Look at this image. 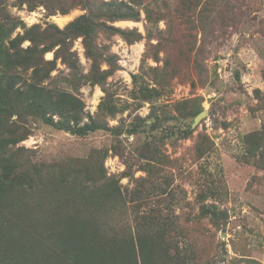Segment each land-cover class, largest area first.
Returning a JSON list of instances; mask_svg holds the SVG:
<instances>
[{
  "label": "trees",
  "instance_id": "trees-1",
  "mask_svg": "<svg viewBox=\"0 0 264 264\" xmlns=\"http://www.w3.org/2000/svg\"><path fill=\"white\" fill-rule=\"evenodd\" d=\"M6 3L7 0H0V264H196V251L187 245L179 247V239L175 238L179 217L172 213L154 214L153 211H166L156 209L158 205L150 206L152 210L144 212L150 213L148 217L134 216L133 223L116 228L113 222L118 216L114 218V215L120 214L128 203L134 208L133 212L148 203L150 196L143 187L156 171L150 160L155 154L152 147L156 134L153 132L162 129L164 123L156 109L161 90L171 76L178 75L181 70L191 72V82L206 73V36L215 30L225 32L239 23L242 7L249 5L245 0L14 1L13 5L25 4L29 10L43 5L49 14H65L76 6L83 10L59 28L54 23H46L44 27L40 24L26 26L9 13ZM141 12L147 39L154 34L158 51L163 52V65L149 67V77L155 85L138 86L137 96L150 103L147 115L150 122L140 118L143 130L140 123H131L120 130L111 128L101 118L114 116L119 110L106 88L107 78L114 71V56H104L96 38L104 31L119 33L129 42L139 40L142 35L136 28L121 29L113 23L138 21ZM161 19L166 21L164 30L156 27ZM175 21L180 30L172 25ZM187 24L191 34L185 38V34H180L187 30L184 27ZM153 27H156L154 31ZM17 28L20 31L16 32ZM76 37H81L84 53L90 60L85 74L80 72L78 61L69 48V42ZM25 40L29 43L22 47ZM175 42L178 52L184 56L175 64L178 72L173 70L171 75L166 69L173 64L169 53ZM48 51H53L52 59L44 58ZM56 59L68 69L63 77L65 84H58V77L51 75ZM155 59L160 61L157 56ZM102 63L108 67L102 68ZM262 76L264 82V69ZM85 83L97 84L104 92L94 114L84 110L83 101L74 93ZM200 102L197 97L178 102L181 118L173 117L182 126L177 125L175 130L173 126L163 129L169 134L176 133V139L191 137L196 127L191 128L193 119L190 118L202 111ZM185 119H190L188 124H184ZM32 121L76 136L97 130H110L117 136L143 132L145 140L136 163L137 170L145 171L147 177L133 178L134 169L128 165L130 169L121 175L130 176L132 186L125 185L121 190L119 180L113 175L106 176L97 164L98 151L95 149L87 158L75 157L67 164H31L29 158H25L30 149L17 144L28 136V124ZM241 143L244 149L241 160L263 170L264 178V124L246 133ZM209 145L212 142L208 136L199 134L193 144L198 158L205 155ZM152 188L155 189L154 185ZM170 190L164 188L162 192L171 196ZM207 191H215L214 182L209 183ZM202 194L197 193L198 211L193 220L195 232L199 230V234L206 229L200 223L201 217L212 224L217 216H225L215 204L204 202ZM107 213L109 222L103 220V214Z\"/></svg>",
  "mask_w": 264,
  "mask_h": 264
},
{
  "label": "rangeland",
  "instance_id": "rangeland-1",
  "mask_svg": "<svg viewBox=\"0 0 264 264\" xmlns=\"http://www.w3.org/2000/svg\"><path fill=\"white\" fill-rule=\"evenodd\" d=\"M14 1L7 0V10L26 26L40 24L44 27L46 23H54L63 28L83 12L76 6L65 14H49L43 5L29 10L25 4L13 5ZM245 2L249 6L242 7L239 23L231 25L225 32L215 30L206 36V73L198 76V79L191 82V72L186 69L184 73L181 70L178 75H172L173 70L178 72L175 64L184 56L178 52L177 43H174V49L169 53L173 64L166 69L172 76L156 101L157 114L164 119V123L162 129L153 132L156 134V142L152 147L155 154L150 163L155 164L156 171L150 176L148 185L143 187L150 196L148 203L135 212L128 203L120 214L114 215V218L118 216L113 222L116 228L133 223L134 216L148 217L150 213L144 212L151 211V207L156 205V209L166 212L153 211L154 214L172 213L179 217L175 238L179 239V247L187 245L196 251L199 257L196 264H264L263 170L241 160L244 153L241 138L264 124V25L261 26L264 23V0ZM165 22V19H161L157 29L164 30ZM173 24L176 30H180L177 21ZM113 25L121 29L136 28L142 37L129 42L119 33L99 32L96 42L103 55L114 56V71L107 78L106 88L110 100L119 110L114 116L101 118L111 128L124 130L131 123H140L143 130L140 118L147 119L150 103L137 96L138 86L155 85L148 70L149 67H161L164 55L158 51L154 34L150 40L147 39L142 12L138 21L120 20ZM184 27L187 30L180 36L185 34L186 38L191 30L188 24ZM199 37L200 32L197 33ZM28 43L25 40L21 45L25 47ZM69 48L78 61L80 72L85 74L90 60L84 53L81 37L71 40ZM156 56L160 61H155ZM44 58L52 59L53 51L46 52ZM101 67L107 68L108 65L102 63ZM67 73L65 65L56 59L51 75L58 77V84H65L63 77ZM74 93L81 98L84 110L89 114L96 112L97 104L104 94L99 85L90 83L82 84ZM192 97L201 99L200 105L207 114L195 126L191 137L176 139V133L169 134L163 128L173 126L172 130H175L177 125L182 126L173 117L181 118L177 103ZM190 119H185L184 124H188ZM146 121L150 122L148 119ZM28 127V136L17 146L30 149L25 158H29L31 164H67L75 157L87 158L95 149L98 151L97 164L106 176L113 175L119 180L121 190L125 185L128 188L132 186L130 176L121 175L130 169L128 165L134 169L133 178L147 177L145 171L137 170L136 163L145 140L143 132L134 135L120 133L117 136L110 130H97L85 136H76L39 121H32ZM202 133L208 136L212 145H209L204 156L198 158L193 144ZM211 182H214V192L207 191ZM164 188H171V196L163 194ZM197 193H203L204 202H211L218 210L225 212L224 217L217 216L212 224L207 218L201 217L200 223L206 228L201 234L199 230L195 232L193 222L198 211ZM103 220L109 222V213L103 214Z\"/></svg>",
  "mask_w": 264,
  "mask_h": 264
},
{
  "label": "water",
  "instance_id": "water-1",
  "mask_svg": "<svg viewBox=\"0 0 264 264\" xmlns=\"http://www.w3.org/2000/svg\"><path fill=\"white\" fill-rule=\"evenodd\" d=\"M207 114L206 110L203 109L202 111H200L198 114L195 115V117L193 118V121H192V124H191V127L194 128L198 123L199 121L205 117Z\"/></svg>",
  "mask_w": 264,
  "mask_h": 264
}]
</instances>
